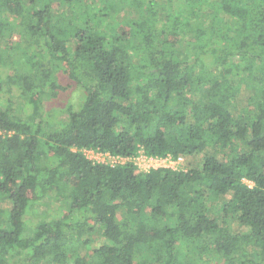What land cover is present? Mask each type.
Instances as JSON below:
<instances>
[{
    "label": "trees",
    "instance_id": "trees-1",
    "mask_svg": "<svg viewBox=\"0 0 264 264\" xmlns=\"http://www.w3.org/2000/svg\"><path fill=\"white\" fill-rule=\"evenodd\" d=\"M0 37V264H264V0H0Z\"/></svg>",
    "mask_w": 264,
    "mask_h": 264
},
{
    "label": "rangeland",
    "instance_id": "rangeland-1",
    "mask_svg": "<svg viewBox=\"0 0 264 264\" xmlns=\"http://www.w3.org/2000/svg\"><path fill=\"white\" fill-rule=\"evenodd\" d=\"M88 2H91L92 0H86ZM98 1V0H97ZM178 5V4H177ZM179 6V5H178ZM63 9L62 8H59L57 4H55V8H54V14H56L57 12L59 13L60 11H62ZM135 18H138V14L136 12H134L133 9L131 8H127L125 9L124 12H122V14L119 15V20H125V19H135ZM16 31L19 30V27L16 26L15 27ZM7 44V40L3 37H0V47H4L5 45ZM191 45V43L189 42H184L183 44L179 45L177 47V51L178 53H180L182 55V57H188L187 53H188V47ZM193 60V59H192ZM82 95L80 94L79 91H72L70 94H66L62 97H60V99L58 101L56 100H48V102H46V105L44 107V112L45 113H54L55 111L57 110H61L63 109L64 107H66L67 104L69 103H73V102H76L77 99L79 97H81ZM238 103H239V108H244L246 107L247 105V93L246 92H242V94L240 95L239 99H238ZM23 102H21L20 100L18 101L17 103V110L20 112L21 108L23 107ZM62 111V110H61ZM57 119L59 121H62V122H66V115L65 114H60L59 117H57ZM45 130L46 132L48 131H51L52 130V127L48 126V125H45ZM218 151L219 150H211V149H208V151L206 152L207 155H216L218 157H222L221 155L218 154ZM203 156L204 155H199L197 157H194V158H189V159H186L184 160V163L183 165L181 166V168L183 169H193V168H200L202 166V163H203ZM226 199V198H225ZM224 199V200H225ZM49 199H47V202ZM223 200V201H224ZM0 207L1 208H8L10 207V204L9 203H6V204H1L0 203ZM50 207L52 208H55L56 205H53L51 204ZM43 206L42 204H40L38 207H37V213L40 214L42 211H43ZM33 216H27V219L28 220H33ZM119 218L122 219L121 215H119ZM231 230L233 232H236V233H240V232H245V231H248L247 228L245 227H241L238 223H236L235 221H232L231 222ZM92 244L90 246V250L98 247L101 243H102V237L100 235V233H95L94 235H92ZM221 261L219 260H215V263H220Z\"/></svg>",
    "mask_w": 264,
    "mask_h": 264
},
{
    "label": "built area",
    "instance_id": "built-area-1",
    "mask_svg": "<svg viewBox=\"0 0 264 264\" xmlns=\"http://www.w3.org/2000/svg\"><path fill=\"white\" fill-rule=\"evenodd\" d=\"M86 159L97 162L99 164H108L112 167L117 165H125L128 162L134 163L143 171L149 172L157 169H174L178 170L184 163L183 157L174 158L167 156L164 158L148 157L142 151L132 158H124L120 156H112L110 153H103L93 150H83Z\"/></svg>",
    "mask_w": 264,
    "mask_h": 264
}]
</instances>
